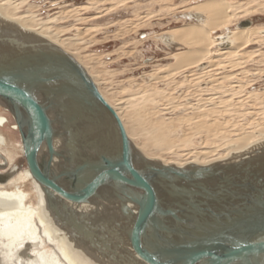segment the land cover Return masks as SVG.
Listing matches in <instances>:
<instances>
[{"label": "water", "instance_id": "water-1", "mask_svg": "<svg viewBox=\"0 0 264 264\" xmlns=\"http://www.w3.org/2000/svg\"><path fill=\"white\" fill-rule=\"evenodd\" d=\"M0 100L50 210L99 264H264V148L205 165L150 159L74 56L1 20Z\"/></svg>", "mask_w": 264, "mask_h": 264}, {"label": "rangeland", "instance_id": "rangeland-1", "mask_svg": "<svg viewBox=\"0 0 264 264\" xmlns=\"http://www.w3.org/2000/svg\"><path fill=\"white\" fill-rule=\"evenodd\" d=\"M2 1L7 0H0V2ZM10 1L12 3L9 2L5 10L11 16L31 15L30 17L35 18L41 26L45 25L48 29L50 28L47 31L48 34H55L54 37L63 40L71 51L78 54L92 70L104 93L115 105L120 107L121 112L129 110L130 106L135 105V102L143 104L146 96L147 100L155 99L154 104L156 107L158 106V109L164 108L162 116L167 120H177L179 117L186 116L193 117L195 113H202L205 110L212 111L211 113L219 111L218 114H215V116L219 115L216 116V119L219 118L218 122H224L223 124L228 127L226 132H228L229 137L221 138L223 142L219 139L220 141H217L216 144L219 145L218 148L224 147L229 140L237 138V133L244 134L256 131L254 136L260 134L259 126L264 124V11L252 12L253 14L248 15L242 13L235 17L234 22L227 30L215 33V36L222 38L228 36L230 38L229 36L236 31L235 29L243 27L260 28L263 30L259 32L258 36L262 39L258 40V43L245 46L237 53L238 56H236L237 54L225 56L214 53L211 54L210 61L208 58L207 62L198 64L194 60L196 67L193 63V66L190 63V66L188 65L190 68L184 67L178 71L176 68H174L175 70L172 69L177 61L176 59H178L177 55L188 51L189 47L182 41L175 40L170 35L171 30L186 25L204 24L205 17L194 14L189 10L191 6L202 2V0ZM247 1L232 0L231 2L238 5L243 3L244 7L249 8L251 6V9L260 2V0H250L249 2L252 4L250 5ZM247 22L246 26H242V23ZM222 38H218L219 43L213 47L214 51L227 47ZM220 57L221 60L224 59L223 62L220 61ZM237 59L239 60L236 61ZM239 64L240 66H238ZM210 65L214 67L211 68ZM158 69H161V73ZM169 71H173V74L169 73L173 79L168 76L166 79L164 78L165 81L164 79H158L157 81V76L166 75ZM200 76L204 77L200 78ZM239 77L240 79H238ZM216 79L217 83L212 84L214 81L216 82ZM155 89H159L160 93L156 92ZM190 90L193 93H190ZM206 93L211 97H208ZM148 95L150 98H148ZM205 98H208V100L206 101ZM128 105L130 106L128 107ZM213 105H215L214 108ZM209 106H211V109L208 108ZM221 112L223 115L220 116ZM194 117L196 120L197 116ZM201 117L197 120L204 119ZM205 118L210 119V117ZM15 123L17 124L16 120ZM182 123H178V132L177 135L175 134L178 138H175L178 141L175 147L176 154L166 153L164 158L167 160H184L186 157L190 159L194 156V152L204 150L207 146L205 137L196 134L194 137L192 135V144L184 148L183 143L179 140L182 138V129L187 126V121ZM128 127L132 134L136 133L131 123L128 124ZM141 136L140 143L146 138L145 135ZM13 138L21 140L20 131L17 137L14 136ZM221 149L219 148L214 152L219 154L223 152ZM14 151H18L16 168L21 171L25 170L27 167L26 159L22 157L18 147Z\"/></svg>", "mask_w": 264, "mask_h": 264}, {"label": "bare ground", "instance_id": "bare-ground-1", "mask_svg": "<svg viewBox=\"0 0 264 264\" xmlns=\"http://www.w3.org/2000/svg\"><path fill=\"white\" fill-rule=\"evenodd\" d=\"M231 1L232 0H202V2H199L189 8L192 13L199 14L205 17V23L186 25L173 28L171 30L170 35H172L175 40H179V42L182 41V43H185V45L189 47L188 51L178 53V55L175 53L178 56V59H176L177 61L175 65L173 64L174 67H172V69L176 68V70L179 71L184 67H188L190 63L191 65L193 63V65L196 67V63H194V60L198 64H203L207 62L206 60L208 58V60L210 61V56L214 53L225 56L236 55L245 46H250L249 44L256 43L258 40L260 41V39H262V37H259L258 34L260 31L262 32L263 29L243 27L241 29H235L236 31L231 33L232 35L229 36V44L226 45V48L216 49V51L213 50V47H215L219 43L218 38H222L215 36V33L217 31L227 30L234 22L236 16L242 13L248 15L252 12L254 13L258 11H264L263 0V2L260 0L261 3L258 1L259 3H257V5H255V7L252 9L250 8L251 6L248 8L244 7L243 3L242 5H238L237 3H233ZM249 1L250 0H248L247 2ZM9 2L11 1L7 0L0 2V20L7 23L18 24L21 27L42 36L43 38H46L53 43L58 44L66 52L74 56L81 63V65L86 68V70L95 80L106 100L116 109L126 127L130 138L133 140L137 148L150 159L163 162L164 164H175L178 166H184L189 163L205 165L211 162L229 159L233 156H239L240 153H250L257 151L256 149L264 148V124H262L259 126L261 132L259 135L257 134L258 136H254L256 135L255 130V132L251 131L244 134L237 133V138H235L234 140H229V142L225 143V145L223 144L224 147L221 146L222 149L221 147H219L221 150H223V152L216 154L214 151L219 149V145H216L217 141L219 142L220 140H222L221 138L229 137L228 132H226V129L228 127L223 124L224 122H218L219 118L216 119V116L219 115L215 116V114H218L219 111L213 110L216 113H211L212 111L205 110L202 113H195V115L197 116L196 120L201 116L204 118L197 121L195 120V115L193 117H179L177 120H167L162 116L164 108L158 109V106L156 107L154 104L155 99L147 100L146 96V100L143 104H137L135 102V105L133 107L128 105V107L130 106L129 110H127L126 112H121L120 107L115 105L104 93L100 83L98 82V79H96L90 67L87 66V64L81 59L78 54L71 51L70 47L65 42H63V40L61 41L59 38L54 37L55 34H48L47 31L50 28L48 29V27H46L45 25L41 26V24L38 23L35 18L30 17L31 15H21L22 17L11 16L5 10V8L7 9ZM250 3L251 2H249V4ZM169 11L172 12L171 10ZM32 23L35 24L33 25ZM246 24H248V22L242 23V26H246ZM236 56H238V54ZM238 60L239 59H237L236 61ZM220 61L223 62L224 59L222 58L221 60L220 57ZM212 66L213 65H210L211 68ZM238 66H240V64ZM158 71L161 73V69H158ZM169 73L173 74V71H169L167 72V74L165 73L166 75L163 76H157V81L158 79H166L171 75ZM186 77L188 78V76ZM202 77L204 76H200V78ZM238 79H240V77ZM214 83H217V79L216 82L214 81L212 84ZM156 92L160 93L159 89ZM189 92L191 93L192 91L190 90ZM208 97L211 96L208 95ZM148 98H150L149 95ZM205 100L207 101L208 98H205ZM131 104L133 105L134 103L132 102ZM214 106L215 105H213V108ZM172 107L173 106L171 105V108ZM210 107L211 106H209L208 108ZM11 113L12 112L6 105V103L0 100V264H99L93 256L92 257L94 259L87 254L86 250H84L83 245L78 244L77 242H73L72 235L68 232L66 226H64V223L58 221L55 218V213L50 210L49 199L46 195L45 189L33 178L28 166L25 170L22 171L16 168L18 151L15 152L14 150L18 147V150L22 154V157L25 158V155L21 140L13 138L14 136L17 137V134L20 130L19 126H17V124L15 123L13 114ZM186 113L188 112L186 111ZM221 115H223L222 112L220 116ZM205 117H210V119L207 120ZM183 121H187V126L182 129L183 135L181 140H179L183 143L182 146L185 148L187 145H191V138L196 136V134H201L205 137L207 146L205 147V149L202 148L204 150L194 152V156L190 157V159H187L186 157L187 160H167L166 158H164V155L166 153L176 154L175 147L177 146L176 143L178 141L176 139L178 138L175 136V134L178 132V123H182ZM129 123L132 124L134 131L136 132L135 134H132L130 132V129L128 127ZM259 129H257V131H259ZM141 135H145L146 138H142L143 141L140 143L139 140L142 137ZM61 140L62 138L56 139V146H58L59 148H61ZM213 146L215 147V149ZM67 204L76 212L84 213L87 211L89 213L95 211L96 209L95 207L89 206H75L72 203ZM25 237H27V239H25Z\"/></svg>", "mask_w": 264, "mask_h": 264}]
</instances>
